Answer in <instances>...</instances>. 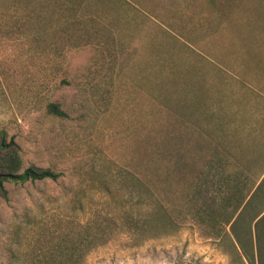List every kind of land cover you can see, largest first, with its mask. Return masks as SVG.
I'll return each instance as SVG.
<instances>
[{"label":"rangeland","instance_id":"374dc122","mask_svg":"<svg viewBox=\"0 0 264 264\" xmlns=\"http://www.w3.org/2000/svg\"><path fill=\"white\" fill-rule=\"evenodd\" d=\"M51 103L69 117L50 115ZM260 128L264 0H2L0 132L25 168L63 176L5 184L0 264L60 263L64 234L78 232L67 224L76 196L108 216V196L114 210L124 204L110 183L125 170L175 227L145 238L115 215L85 264H231L228 244L179 211L213 160L261 172Z\"/></svg>","mask_w":264,"mask_h":264},{"label":"trees","instance_id":"16d2710c","mask_svg":"<svg viewBox=\"0 0 264 264\" xmlns=\"http://www.w3.org/2000/svg\"><path fill=\"white\" fill-rule=\"evenodd\" d=\"M48 113L69 117L60 103L49 104ZM21 152L15 138L8 139L7 133L1 131L0 198L8 199L6 183L58 181L63 176L52 168H25ZM110 184L124 193L123 206L114 210L108 196L110 209L108 216H103L102 211H94L86 202L88 194H78L74 200L78 215L67 222L68 227L75 224L78 232L71 227L64 234L65 245L59 248L62 259L58 264H85L92 250L111 239L115 215L129 233L145 238L175 227L171 209L133 171H121ZM110 184L106 186L108 193ZM112 199L115 200L114 195ZM179 215L192 220L207 236L227 243L225 252L231 264H264V168L257 175L250 163H231L223 157L209 162L206 172L186 193Z\"/></svg>","mask_w":264,"mask_h":264},{"label":"crops","instance_id":"0c3cea01","mask_svg":"<svg viewBox=\"0 0 264 264\" xmlns=\"http://www.w3.org/2000/svg\"><path fill=\"white\" fill-rule=\"evenodd\" d=\"M263 131H264V128H260L258 129L257 133L260 134L259 135L260 140L264 142Z\"/></svg>","mask_w":264,"mask_h":264}]
</instances>
